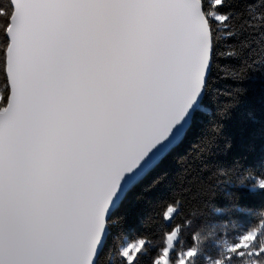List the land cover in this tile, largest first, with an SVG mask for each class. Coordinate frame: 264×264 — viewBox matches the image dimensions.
<instances>
[{"label":"snow or ice","instance_id":"1","mask_svg":"<svg viewBox=\"0 0 264 264\" xmlns=\"http://www.w3.org/2000/svg\"><path fill=\"white\" fill-rule=\"evenodd\" d=\"M237 2L0 0V264H200L175 227L158 249L113 229L207 111L213 79L264 67L249 38L264 45V0ZM260 176L242 186L264 192ZM211 264H264V227L242 226Z\"/></svg>","mask_w":264,"mask_h":264},{"label":"trees","instance_id":"2","mask_svg":"<svg viewBox=\"0 0 264 264\" xmlns=\"http://www.w3.org/2000/svg\"><path fill=\"white\" fill-rule=\"evenodd\" d=\"M247 3L238 0L236 10L243 13ZM249 38L252 59H258L264 45L256 42L258 34ZM262 113L264 67L240 81L223 75L213 79L207 111L184 142L130 194L117 213L120 221L113 235L125 227L158 249L163 232L175 227L176 250L197 245L200 264H211L224 241L233 239L242 226L264 227V192L251 184L242 186L247 181L258 185L264 171ZM177 200L179 212L170 223L163 222L164 206ZM104 264L113 261L106 255Z\"/></svg>","mask_w":264,"mask_h":264},{"label":"rangeland","instance_id":"3","mask_svg":"<svg viewBox=\"0 0 264 264\" xmlns=\"http://www.w3.org/2000/svg\"><path fill=\"white\" fill-rule=\"evenodd\" d=\"M176 243V242H175Z\"/></svg>","mask_w":264,"mask_h":264}]
</instances>
